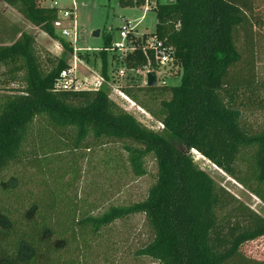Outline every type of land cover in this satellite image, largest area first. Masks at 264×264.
I'll list each match as a JSON object with an SVG mask.
<instances>
[{
  "label": "trees",
  "instance_id": "trees-1",
  "mask_svg": "<svg viewBox=\"0 0 264 264\" xmlns=\"http://www.w3.org/2000/svg\"><path fill=\"white\" fill-rule=\"evenodd\" d=\"M144 1L123 0V5ZM0 2L64 50L44 72L33 36L0 14V70L7 67L8 78L0 81V264H93L99 238L109 235L114 222L135 214L145 216L152 234L136 257L159 264H264L242 251L264 237V216L216 183L190 153H199L264 204V126L247 125L235 99L241 88L257 83L255 41L264 34L260 0L156 1L150 8L154 31L141 36L129 31L134 50L122 55L126 68L146 64L142 47L149 36L171 48L172 62L181 69L179 83L167 86L168 98L152 108L123 88L175 143L120 109L102 86L92 92L54 91L69 66L66 55L73 53L56 33L58 8L39 0ZM106 48H111L108 34L97 52L104 77L117 61L115 50L108 61ZM86 54L77 56L87 61ZM150 69L158 65L152 62ZM20 71L23 84L15 86ZM90 138L130 141L122 143V151L136 177L146 174L145 157L152 155L155 179L143 199L97 210L80 198L78 159ZM62 152L73 163L65 160L67 170L47 176L39 157ZM29 162L34 171L28 178L12 171L25 167L24 175Z\"/></svg>",
  "mask_w": 264,
  "mask_h": 264
},
{
  "label": "rangeland",
  "instance_id": "rangeland-1",
  "mask_svg": "<svg viewBox=\"0 0 264 264\" xmlns=\"http://www.w3.org/2000/svg\"><path fill=\"white\" fill-rule=\"evenodd\" d=\"M53 1L58 3V7L70 5V0H45L44 3L48 6L52 5ZM75 1V35L64 38V40L66 43H69L73 50L74 47L79 49L73 51L76 55L78 53H87L86 55L89 56L88 60L85 61V63L90 64L89 67L87 65L80 67L81 64H76L78 77H86L90 81L95 78L96 74L98 76L102 75L101 77L104 80L102 87L108 91L109 98L120 109L132 114L144 127L161 133L168 140L175 143L174 139L163 130L162 125L156 119L123 93V88H128L134 92L147 108H152L160 99L168 98L169 90L167 86L179 83L180 67L172 61L165 65H159L157 70V85L149 87L145 84L146 80L143 74H135L127 70L120 76L116 71L117 67L113 64L108 65L106 77H104L101 72L102 62L97 53L102 49L106 34L110 35L111 47L115 43H122L119 32L123 21H129V27L138 34L153 32L156 23L154 11L147 10L143 14L144 5H123V0ZM158 1L167 2L169 0ZM259 3L264 4V0H260ZM151 6H154V4H151ZM258 6V9L262 7L260 9L264 10V5ZM0 14L9 23L17 22L26 33L32 34L35 37L34 51L40 60L44 72L50 69L55 59L63 56L64 50L58 41L47 36L38 28H34L14 10L3 5V3H0ZM142 15L143 17L141 18ZM96 30L100 31L97 37L93 36V32ZM56 33L61 36L57 28ZM73 39L74 42H72ZM237 44L241 49L242 43L238 41ZM87 49L88 51H85ZM106 51L109 61L112 52L109 48H106ZM255 51V81L257 83L249 88H241L235 96L238 107L245 118V123L254 129L264 126V34H258V38L255 41ZM72 54L66 55V60L69 64L72 60ZM241 66L239 65L235 69ZM6 69L7 67L1 68L0 81L8 79L4 74ZM23 73V71H20L15 75V86H22L21 77ZM145 87H148V89ZM78 101L77 99L72 100V103H77ZM61 138L64 139L63 136ZM123 142L131 143L126 140H93L90 138L80 155L82 157L78 159V163L83 170L77 184L78 194L80 198L91 203L97 210H103L110 205L129 204L133 201L141 200L146 196L149 186L154 182L156 166L152 155L149 154L145 157L146 174L136 177L132 175L126 164L125 154L122 151ZM190 153L194 163L207 172L216 183L223 186L229 193L258 214L264 216V204L256 197L214 167L199 153L193 151H190ZM59 155L65 156L60 157ZM72 158L67 152L64 154L63 152L61 154H50L45 158L39 157L38 164H41L47 176L48 174L49 176L50 174L59 176L62 169L67 170L65 160L72 162ZM22 164L18 166L21 167ZM31 164L32 162H29L28 169L24 172V175H22L21 170H25V167H21V170L18 171V167L15 166L12 171L18 173L19 177L26 179L33 175L34 168H29ZM64 178L67 177L64 176ZM36 189L37 187L35 186L34 190ZM108 234L106 237L104 235L102 238H99V244L94 249L93 256L95 260H92L93 264H159L148 257H136L134 255L135 250L144 246L152 237L151 230L143 214H135L114 222L109 228ZM242 251L250 258L264 261V237L244 244Z\"/></svg>",
  "mask_w": 264,
  "mask_h": 264
},
{
  "label": "built area",
  "instance_id": "built-area-1",
  "mask_svg": "<svg viewBox=\"0 0 264 264\" xmlns=\"http://www.w3.org/2000/svg\"><path fill=\"white\" fill-rule=\"evenodd\" d=\"M58 3L53 1L50 7H57L58 14L57 19L54 23L55 28L59 29L60 34L63 38H67L71 35H75L76 31V23H75V9H76V1L70 0V5L58 7ZM151 4V0L144 1V9H148ZM142 5V6H143ZM129 21H123L122 26L120 27L119 36L122 39V43H115L113 47L109 48L113 53L114 50L117 54V61L114 60V64L117 67L118 75L122 76L125 71L134 72L135 74H143L144 79H146V74L149 71H153L150 69L152 62L158 65H165L168 62L172 61L171 56V48L168 46H164L161 44L160 41H155L153 38H148L145 41V45L142 47L143 53L147 57L146 64H144L140 68L136 69H128L123 64L122 55L126 53H130L134 50V45L127 40V35L129 31L132 29L129 27ZM132 32V31H131ZM74 42V39L73 41ZM73 49V48H72ZM79 50L78 48L74 47V50ZM151 50V56H148L147 51ZM85 51H88L85 50ZM85 65V61L80 59L75 52L72 54V60L70 64L68 63V68L61 71L59 77L56 79L53 85L54 91H90V90H98L103 84L102 75L98 76L95 75L93 80L88 81L86 77H78L76 64ZM157 74V70L154 71ZM158 77V76H157Z\"/></svg>",
  "mask_w": 264,
  "mask_h": 264
},
{
  "label": "crops",
  "instance_id": "crops-1",
  "mask_svg": "<svg viewBox=\"0 0 264 264\" xmlns=\"http://www.w3.org/2000/svg\"><path fill=\"white\" fill-rule=\"evenodd\" d=\"M44 1L45 0H39V3L41 4V5H44V6H47V5H45V3H44ZM156 1H158V0H154V1H152L151 0V4H155L156 3ZM169 1H172V0H169ZM164 2V1H163ZM1 3V2H0ZM151 4H150V6H149V8L148 9H144V7H143V14L147 11V10H151L150 8H151ZM3 5H5V4H3ZM5 6H7V5H5ZM49 6V5H48ZM65 6H67V5H65ZM8 7V6H7ZM9 8V7H8ZM11 9V8H10ZM11 10H13V9H11ZM143 17V15L141 16V18ZM12 23H14V24H16L17 26H19L20 27V29L22 30V31H24L23 29H22V27H21V25L20 24H18L17 22H12ZM34 27V26H33ZM35 28V27H34ZM132 31V33L133 34H135V36H141L142 34H138L136 31H134V30H131ZM25 32V31H24ZM152 33V32H151ZM151 33H143V34H147V35H149V34H151ZM138 34V35H137ZM32 35V34H31ZM19 36V34H17L16 36H15V38L14 39H16L17 37ZM33 36V35H32ZM33 38H34V40H35V37L33 36ZM148 38H152V37H149L148 36ZM79 65H80V63H78ZM87 65V67H89L90 66V64H87V63H85V65H80V67H82V66H86ZM156 77H157V74H156Z\"/></svg>",
  "mask_w": 264,
  "mask_h": 264
},
{
  "label": "water",
  "instance_id": "water-1",
  "mask_svg": "<svg viewBox=\"0 0 264 264\" xmlns=\"http://www.w3.org/2000/svg\"><path fill=\"white\" fill-rule=\"evenodd\" d=\"M99 30L93 32V36L97 37L99 35ZM146 86L153 87L157 85V77L154 71H149L146 74Z\"/></svg>",
  "mask_w": 264,
  "mask_h": 264
}]
</instances>
